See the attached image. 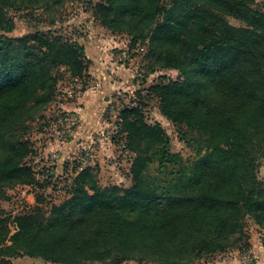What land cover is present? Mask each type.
<instances>
[{
	"label": "trees",
	"instance_id": "obj_1",
	"mask_svg": "<svg viewBox=\"0 0 264 264\" xmlns=\"http://www.w3.org/2000/svg\"><path fill=\"white\" fill-rule=\"evenodd\" d=\"M62 0H0V199L4 189L34 184L27 158L31 121L58 96V83L88 74L76 40L54 31L9 36L10 8ZM100 23L147 40L145 65L175 69L144 88L163 117L185 127L196 157L172 152L160 122L139 103L119 110L131 183L101 185L97 168L73 178L70 196L47 216L0 208V257L27 255L58 264L137 260L190 264L227 250L246 252V218L264 229V4L255 0H99ZM227 17L242 23L233 26ZM155 163L154 171L150 166ZM15 222L11 233L8 222Z\"/></svg>",
	"mask_w": 264,
	"mask_h": 264
},
{
	"label": "rangeland",
	"instance_id": "obj_2",
	"mask_svg": "<svg viewBox=\"0 0 264 264\" xmlns=\"http://www.w3.org/2000/svg\"><path fill=\"white\" fill-rule=\"evenodd\" d=\"M99 0H62L59 3H54L49 6L41 5L39 7H20V8H10L8 10V15L13 19L14 27L13 29L7 33L9 36H22L25 34L32 33L36 30H49L54 31L55 33H60L67 38H71L76 40L79 44L84 47V51L86 54L85 46H87L92 37H107L108 39L117 40L116 38L123 39L124 35H127L124 32H116L112 31L106 27H104L100 21L95 17V4ZM258 6H263L264 0H255ZM227 21L229 24L233 26H240L242 23L240 20L234 17H227ZM123 35V36H122ZM128 36V35H127ZM128 39V46L130 47V37ZM137 45H143L146 47L147 51V40L143 43L137 42L130 50L132 56L139 62V65L134 69V79L136 80L137 87L130 90L119 91L115 97L117 96L119 101L122 102V107L127 104L135 105L139 103L140 99H143V103L145 104L142 107L143 113L145 115V120L147 122H160L161 126L168 134L170 139V150L172 152H178L181 154L185 163L193 160L196 150V144L194 141H191V137L193 136L190 133H185V127H179L177 124L172 121L166 119L161 115L158 109V96L150 91H146L144 88H148V86L155 85L158 83L160 78L164 76L163 81L166 78L176 79L178 76V71L175 69H162V70H153L151 71L145 65L149 62V59L145 57L146 51L140 55L134 51ZM117 48H111L110 51H114ZM120 52V49H117ZM87 56V55H86ZM85 77L93 78L89 73L85 75ZM78 77L70 79L67 74L63 76V78L58 83V96L56 99L51 101L45 108L42 110V117L37 118L31 121V128L28 133V137L30 140L32 139L31 149L33 150L32 154H30L27 158L28 163L36 168L38 171V176L42 178L39 184H37V188L34 192L32 190L27 191V196L23 200H20L21 197L18 195V188H20L21 184L14 185L10 188H5L2 198L0 199V208L6 212V215L15 214L18 211H21L22 207H27V211L21 214L28 213H39L42 216H47L51 207L55 204H60L65 201L66 198L62 197L67 191L58 192V201L55 204H48V198H52L57 194V189L55 188L53 182V176L51 179L48 177L47 179L43 177L42 173L44 170V160H40L38 154L41 151V140L38 139L40 129L43 123L46 121L47 117H49L53 111L59 106L60 102H69L74 99V93L78 89H82L83 93L89 90V87L85 86L83 82L78 81ZM82 93V94H83ZM113 100L110 101L107 110L104 112V115L107 114L109 116V108L112 106ZM61 107V106H60ZM121 107V108H122ZM120 108V109H121ZM118 109V110H120ZM114 112L117 110L116 107H113ZM117 110V112H119ZM119 115V114H118ZM37 136V137H36ZM125 141V140H124ZM126 145V143H125ZM120 152L121 150L118 149ZM131 152V151H130ZM264 152V151H263ZM132 153V152H131ZM134 153H132V156ZM128 162H131L132 157L126 155ZM106 162H104L105 165ZM120 169L122 166L117 165ZM106 168V167H105ZM124 168V167H123ZM155 163H152L150 166V171H154ZM33 170V169H32ZM108 170V169H104ZM33 173L34 170H33ZM127 175V171L121 170L120 175ZM35 183L37 181L36 175ZM60 176V175H58ZM258 176L260 179L264 180V154H261L259 158V168H258ZM68 176H64L63 182L65 183ZM58 180V177H57ZM56 181V178H55ZM97 181L101 185L112 184L113 182L121 183V180L118 178H113L112 175L101 174L100 178L97 176ZM62 182V181H60ZM48 183H53V186H46ZM122 184V183H121ZM25 185V184H22ZM64 186V185H63ZM28 188V187H25ZM64 189V187H62ZM34 190V189H33ZM71 194V192H69ZM67 194V193H66ZM70 196V195H69ZM9 216V215H8ZM12 217V216H11ZM246 227L248 232L256 233L257 231L264 235V229L256 224L253 219L246 218ZM11 222H8V225ZM239 251L238 249L227 250L226 252ZM242 252V251H239ZM223 253V252H222ZM244 253V252H243ZM220 253L213 254L208 257H203L200 259H196L190 264H201L203 260H208L212 264ZM220 256V255H219ZM0 264H58L51 263L43 260L40 257H30L27 255L21 256H12V257H0ZM84 264H109V263H98V262H86ZM121 264H158L154 262H145V261H137V260H129L124 261Z\"/></svg>",
	"mask_w": 264,
	"mask_h": 264
},
{
	"label": "crops",
	"instance_id": "obj_3",
	"mask_svg": "<svg viewBox=\"0 0 264 264\" xmlns=\"http://www.w3.org/2000/svg\"><path fill=\"white\" fill-rule=\"evenodd\" d=\"M123 36V35H122ZM119 37L117 40L108 39L107 37H92L90 43L85 46L86 55L89 60L88 73L97 81L98 85L85 91L80 97H76L69 102H60L59 106L67 110L77 111L80 116V124L74 132L71 139L51 140L44 142L42 149L46 152H57L59 159L55 166L53 178H57L58 189L71 191L73 187V178L75 173H69L70 162L80 153V143L92 142L99 157L100 167L98 169L99 178L101 174L112 175L113 178L121 180L112 184L128 186L131 183L129 175L130 163L121 156L118 143L112 142L107 135L109 120L112 118L113 107H116L118 97L114 96L119 91L130 90L137 87L134 77V69L139 62L134 59L128 46L127 35ZM116 47V50L110 51ZM127 55L128 59L124 60L123 56ZM113 100L109 108V116L104 115L110 101ZM121 102V100H120ZM37 137V136H36ZM120 150V149H119ZM104 162L105 165H104ZM117 165L122 166L118 168ZM106 167V168H105ZM124 167V168H123ZM108 169V170H104ZM127 171V175H120V171ZM60 175V176H58ZM64 176H68L64 183ZM62 181V182H60ZM64 185V186H63ZM107 185V184H106ZM46 186H50L49 183ZM57 189V186H55ZM250 247L246 251L250 256L249 262H245L243 255L246 252L232 251L223 252L216 256L215 264H264V235L260 232L251 233L249 237ZM201 264H212L208 260H203Z\"/></svg>",
	"mask_w": 264,
	"mask_h": 264
},
{
	"label": "built area",
	"instance_id": "obj_4",
	"mask_svg": "<svg viewBox=\"0 0 264 264\" xmlns=\"http://www.w3.org/2000/svg\"><path fill=\"white\" fill-rule=\"evenodd\" d=\"M135 52H137L138 54L142 55L145 51H146V47L143 45H137L134 49ZM124 60L128 59V56L125 55L123 56ZM80 82H83L85 84V86L89 87V89L94 88L98 85L97 81L94 78H90V77H82L77 79ZM83 91L82 89H78L75 93H74V98L76 97H80L82 95ZM116 108L117 110L120 109L122 107V102H120L119 100L116 101ZM117 110H113V114H111V119L109 120V127L107 130V135L109 136V139L112 142L118 143L119 149L121 150V156H123L124 158H126V155H129L130 157H132V153L127 149L126 145H125V133L122 131V123L121 120L119 118V112H117ZM119 111V110H118ZM80 124V116L78 114L77 111L74 110H67L64 109L60 106H58L53 113L47 117L46 121L43 123L40 132H39V138L41 140V151H39L38 156L40 157V160H44V170L42 173L43 177H45L46 179L48 177H52L55 166L57 164V161L59 159V155L57 152H46L42 149V146L51 140H69L71 139V137L73 136L74 132L76 131V129L78 128ZM32 141V139H31ZM45 142V143H44ZM99 157H98V153L96 152V149L93 146L92 142H82L80 143V153L78 154V156L73 159L70 162V166L68 168L69 173H75L78 174L81 170H83L84 168L87 167H91V168H97L99 169L100 164H99ZM29 164V163H28ZM30 165V164H29ZM32 169L34 170V174L36 175V183L34 184H25V185H20V188H18V195H20L21 199L23 200L25 198V196H27V191L28 190H32V192H34L37 188V184L40 183V181H42V178L40 176H38V171H36V168H34L32 166ZM54 184H56L55 186H57V194L54 195L52 198H48L47 203L48 204H55L58 199L60 197H58V192H62V189H58L59 188V184H57V178L56 181L53 178L52 179ZM50 184V183H49ZM50 185L53 186V183H51ZM28 187V188H25ZM34 189V190H33ZM71 192V191H69ZM65 193L63 194L62 197L64 198H68L70 193ZM28 209L27 207H22L21 211L16 212L17 213H23L26 212ZM15 214H10L11 216H14ZM9 227L11 229V233L15 232L18 228L15 222H11L9 224ZM243 259L245 260V262H249L250 256L248 255V253L246 252L243 255Z\"/></svg>",
	"mask_w": 264,
	"mask_h": 264
}]
</instances>
